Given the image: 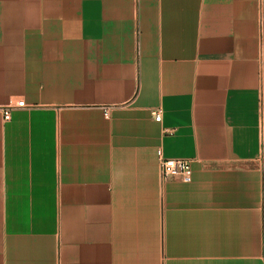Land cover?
<instances>
[{"label":"crops","instance_id":"obj_1","mask_svg":"<svg viewBox=\"0 0 264 264\" xmlns=\"http://www.w3.org/2000/svg\"><path fill=\"white\" fill-rule=\"evenodd\" d=\"M0 264H264L257 0H0Z\"/></svg>","mask_w":264,"mask_h":264},{"label":"built area","instance_id":"obj_2","mask_svg":"<svg viewBox=\"0 0 264 264\" xmlns=\"http://www.w3.org/2000/svg\"><path fill=\"white\" fill-rule=\"evenodd\" d=\"M259 6V19L264 20V0H257ZM109 108H102L103 117L108 118ZM3 120L6 122L9 120V109H1ZM155 122L161 120V113L159 111L153 113ZM156 157L158 161V172L161 181L178 180L182 183L190 182V168L191 160L187 159H165L162 157L160 150L156 151Z\"/></svg>","mask_w":264,"mask_h":264}]
</instances>
